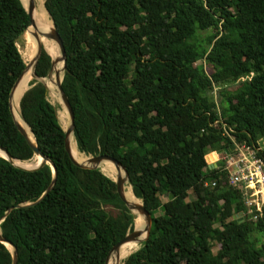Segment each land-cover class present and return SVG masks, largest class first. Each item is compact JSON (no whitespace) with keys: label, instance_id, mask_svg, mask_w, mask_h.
Listing matches in <instances>:
<instances>
[{"label":"trees","instance_id":"1","mask_svg":"<svg viewBox=\"0 0 264 264\" xmlns=\"http://www.w3.org/2000/svg\"><path fill=\"white\" fill-rule=\"evenodd\" d=\"M42 1L65 49L61 87L76 150L120 162L152 219L147 240L122 264H264V215L236 217L246 209L218 163L228 142L213 124L210 94L249 77L217 90L219 114L264 161V0ZM29 25L20 0H0V147L21 162L34 155L9 97L26 66L17 45ZM28 42L35 53L39 37ZM50 68L42 50L35 78ZM28 87L20 115L55 174L47 163L24 170L0 157L1 237L17 264H105L133 217L110 178L71 161L44 84ZM0 264H12L1 243Z\"/></svg>","mask_w":264,"mask_h":264},{"label":"water","instance_id":"2","mask_svg":"<svg viewBox=\"0 0 264 264\" xmlns=\"http://www.w3.org/2000/svg\"><path fill=\"white\" fill-rule=\"evenodd\" d=\"M23 7H24V5H23ZM24 9H25V11H26V13H27V15L29 17V23H30L29 26H33V13H34V10H35V5H34L33 0H28V5H27L26 8L24 7ZM45 36L47 38H49L50 40L54 41L57 44L58 49H59V53H58L59 57L51 58V68H50L49 74H51L55 70V67H56V65L58 63H61L62 64V76H63V72L65 70L66 54H65V49H64V45L62 43V40L60 39L59 35L57 34V32L54 29L53 22H52L51 31L49 33L45 34ZM42 50H44V48L41 46L40 43H38L37 52H36L37 56H36V58L34 60V63H33V72H34L35 64H36V62H37ZM26 69H27V66H25L24 71L22 72L20 77L16 80L14 86H12L13 88H12V90L10 92V97H9V105H10L11 113H12V108H11L12 94L14 93L15 89L19 85V83H20V81H21ZM55 73H56V87H57L59 95H60V101H61L62 105L64 106V108H65V110H66V112L68 114V118H69L68 121H69L70 125H69V127L66 130L63 129V131H64V134H65V139H64V141H65V151H66L67 155L69 156V158L71 159V161L75 165H77L79 167L87 168V169H99L101 172H102V170L100 169V166H101L102 163H104V162H110L111 163L112 162V164L116 167V169L117 170L121 169L123 171V174H124L123 177L118 175V176L115 177V179H112L111 181H113L115 183V185H116V189L115 190H117V193H118V196H119L120 200L124 203V205L130 211V213H131V215L133 217V231L127 233L125 235V237L121 241H119L111 249V251L109 253V256L111 254H113V253H116L118 251V249L125 243L134 242V241H139L140 243L145 242L147 240L148 236H149V233H150V229H151V224L150 223H152V219H151L150 214L147 212V210L144 209V206H143L142 202H141V204H137V203H130V202H128V200H126V197L124 195V190L123 189H124L125 183L128 182V174L126 172V169L122 166V164L120 162H118L117 160H115L114 158H112V157H108L106 155H98V156H94V157L90 158L88 160V164L89 165H85V164L78 163L74 159L73 155H71L73 150H72V146H71L69 137H70V134H73L74 114H73L72 107H71V105H70L65 93L63 92L62 87H61L62 77L60 79V77L58 75V72H55ZM33 76H34V74H33ZM44 87H45V85H44ZM45 89L48 90L46 87H45ZM12 117H13V120H14L15 118H14L13 114H12ZM14 121H15V124H16V126L18 128V131L23 136V138L25 139L27 144L33 150V155L34 156H38L41 159V163L37 167H35L33 169H30V170H36V169L40 168L41 166H43L44 164L47 163V164L50 165L53 173L55 174L54 166L37 149L36 143H35V139L33 137L32 132L30 131L29 127L27 126V124L22 119L24 124L28 127L30 134L32 135L33 142L29 139V137H28L26 131L24 130V128L21 127L16 122V120H14ZM0 151L4 154V156H0V157H2L3 159H5L9 163H11L13 166H15L17 168H20V169H24V168H21V167L17 166L16 164H14V162H13L14 160L12 159V157L2 147H0ZM24 170H27V169H24ZM51 186L52 185H50V187ZM50 187H48L47 192L50 190ZM44 195L45 194H43V196L37 202H39L44 197ZM138 218H141L143 220V222H144V229H143L144 231L143 232H145V237L143 239H140V237L143 234L142 230H138L135 227L136 226V221H137ZM0 243L3 244L5 247H6L5 244H8V245H10L12 247V251H9L8 248L7 247L6 248L10 252V255L12 256V264H17V255H16L17 251H16V249L9 242L4 240L1 237V234H0ZM109 256H108V258H109ZM108 258H107L105 264H107Z\"/></svg>","mask_w":264,"mask_h":264},{"label":"built area","instance_id":"3","mask_svg":"<svg viewBox=\"0 0 264 264\" xmlns=\"http://www.w3.org/2000/svg\"><path fill=\"white\" fill-rule=\"evenodd\" d=\"M215 90L216 87L212 90L215 94L213 100L219 118L213 124L219 127L221 136L228 142V146L219 152L218 163L227 174L228 186L239 192L246 209L245 214H239L236 217H249L256 221L264 215V161L257 155L255 146L248 144L245 140H237L234 129L222 121ZM257 145L264 150V138L258 140ZM216 166L217 164L214 163L211 168ZM205 186L213 188L216 182H207Z\"/></svg>","mask_w":264,"mask_h":264},{"label":"bare ground","instance_id":"4","mask_svg":"<svg viewBox=\"0 0 264 264\" xmlns=\"http://www.w3.org/2000/svg\"><path fill=\"white\" fill-rule=\"evenodd\" d=\"M22 2V4L24 5V7L26 8L28 5V0H20ZM34 5H35V10L33 13V29L34 31L37 33L36 35L39 37V41L40 44L42 45V47L44 48V50L47 52V55H51V56H55V46H54V42L52 40H50L49 38H47L45 36L46 31L49 29L48 28V22L50 24V28L52 27V22L51 20H49V17L47 15V12L44 8L43 3L40 2V0H33ZM35 22H38V26L35 24ZM49 31V30H48ZM29 43V42H28ZM29 49V53L31 56V60L33 59L35 53H34V49L32 48V46L29 43L28 46ZM35 60V59H34ZM33 63L34 61L31 63V73L30 74H26L24 73L19 85L17 86V88L15 89L14 93L12 94V98H11V108H12V114L14 116V120H16V122L24 128V130L26 131L29 139L33 142V138L32 135L29 132L28 127L24 124V122L22 121L21 115H20V111H19V101L20 98L22 96V94L24 93L25 89L27 88L26 86L28 85V83L30 82V80L32 78H29L31 75H33ZM60 77V76H59ZM56 79V73H55V77H53ZM61 79V78H60ZM28 82V83H26ZM26 83V84H25ZM25 84V85H24ZM23 85V86H22ZM21 86V88H20ZM54 85L52 83L48 84V88H50L51 91L54 90ZM21 89H23L22 91H20ZM20 91V92H19ZM19 92V93H18ZM55 100L58 101V97L57 95L55 96ZM62 118V117H61ZM58 121H60V125L61 127L65 129L64 124H63V119H60V116H58ZM67 127H68V123H67ZM70 143L72 146V154L74 159L81 164H88V160H86L85 158H83L82 156H80V152H78V149L75 150L73 149V134H70ZM0 156H4V154L0 151ZM35 159V164L36 166H38L41 163V159L40 157L36 156ZM16 160H14L13 162L15 163ZM19 162V161H16ZM16 164V163H15ZM17 165V164H16ZM19 166V165H18ZM35 166V167H36ZM21 167V166H20ZM100 169L102 170V172L109 178L115 179L116 176L120 175L114 171H119L122 172L123 171L121 169L117 170L116 167L111 163H102L100 166ZM124 175V174H123ZM121 176V175H120ZM124 195L126 197V200H128V202L130 203H137L139 204L138 199L135 197V195L133 194L132 190H131V186L129 185L128 182L125 183L124 185ZM136 229L138 230H142V232L144 231V222L141 218H138L136 221ZM145 237V232H143L142 236L140 237V239H143ZM141 243L139 241H134V242H128L123 244L116 253H113L109 256L107 264H109L111 262V260L113 258H115V260L113 261L112 264H119L123 259L125 260L127 258V256H129L131 253L135 252L136 250H138L140 248ZM6 247L8 248L9 251H12V247L8 244H5ZM118 258V259H117Z\"/></svg>","mask_w":264,"mask_h":264},{"label":"rangeland","instance_id":"5","mask_svg":"<svg viewBox=\"0 0 264 264\" xmlns=\"http://www.w3.org/2000/svg\"><path fill=\"white\" fill-rule=\"evenodd\" d=\"M41 3H43L42 0H40ZM35 24L38 26V22H35ZM48 30L46 31L45 34L49 33L52 29V27L50 28V24L48 22ZM211 33V31H206V32H200L198 37L199 39H204L206 36H208L209 34ZM36 32L34 31L33 29V26H29L28 29L26 30V32L23 34V36L21 37V39L19 40L18 42V50H19V53L21 54L22 56V59L25 63V65L27 66V64L30 66L31 63L34 61V59L36 58L37 56V49H36V52H35V55L33 57V59L29 62V58H28V55H27V47L29 46V43H28V38L29 37H32L35 39V36H36ZM54 42V41H53ZM54 46H55V56H51L49 55L51 58H56V57H59V49H58V46L57 44L54 42ZM199 64V63H198ZM207 69V68H206ZM55 72H58V75L60 76V78L62 77V64L61 63H58L55 67V70L49 74L46 78L44 79H36L34 76H32V79L30 80V82L28 83V85L26 86L27 88L25 89V91L29 88L28 86H30L34 81H37V82H41L45 85V87L48 89L47 90V99L49 101V103L54 106L56 108V112H57V116H60V119H63V123L66 127V129L69 127V118H68V114L64 108V106L62 105L61 101H60V95H59V92H58V89L56 87V79L53 78L55 77ZM249 77H243V78H240L239 80L235 81V82H229L227 84H224V85H221L220 87H216V93H218L217 90L219 89H232L234 87H236L239 83L245 81V80H248ZM52 83L54 86V90L51 91L50 88H48V84ZM24 91V92H25ZM211 96L214 98L215 94L211 91L210 92ZM57 95L58 97V101L55 100V96ZM217 101H218V94H217ZM219 103V102H218ZM62 117V118H61ZM59 120V119H58ZM60 122V121H59ZM67 123H68V127H67ZM76 143H75V140L73 139V149L76 150ZM85 156V155H84ZM87 158H92L94 156H86ZM36 156H34L30 161H25V162H16L15 163L17 164V166L19 165V167L21 166V168H24V169H27V170H30V169H33L35 168L36 166V162H35V159ZM14 163V164H15ZM85 165H89V164H85ZM37 167V166H36ZM167 198V196H164L162 197V200L165 201V199ZM193 196H190L189 200H193ZM141 245V244H140ZM217 251V248L216 246L213 248V252H216ZM118 259V258H117ZM124 261V259L119 263V264H122V262Z\"/></svg>","mask_w":264,"mask_h":264}]
</instances>
